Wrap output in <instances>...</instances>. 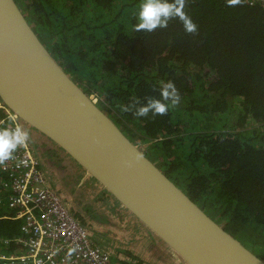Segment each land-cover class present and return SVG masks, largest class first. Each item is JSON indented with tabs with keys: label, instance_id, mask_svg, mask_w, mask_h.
<instances>
[{
	"label": "trees",
	"instance_id": "obj_1",
	"mask_svg": "<svg viewBox=\"0 0 264 264\" xmlns=\"http://www.w3.org/2000/svg\"><path fill=\"white\" fill-rule=\"evenodd\" d=\"M16 1L65 71L145 155L264 259V0H187L196 35L178 20L136 31L143 0ZM167 81L181 95L167 115L121 111L158 99ZM22 222L0 217V254L23 250L15 240ZM109 251L122 264H151L127 247L122 259Z\"/></svg>",
	"mask_w": 264,
	"mask_h": 264
},
{
	"label": "water",
	"instance_id": "obj_2",
	"mask_svg": "<svg viewBox=\"0 0 264 264\" xmlns=\"http://www.w3.org/2000/svg\"><path fill=\"white\" fill-rule=\"evenodd\" d=\"M0 100L81 165L184 263L264 264L65 71L16 0H0Z\"/></svg>",
	"mask_w": 264,
	"mask_h": 264
},
{
	"label": "built area",
	"instance_id": "obj_3",
	"mask_svg": "<svg viewBox=\"0 0 264 264\" xmlns=\"http://www.w3.org/2000/svg\"><path fill=\"white\" fill-rule=\"evenodd\" d=\"M1 108L6 115L0 119V128L19 126L16 114L0 101ZM0 171L4 173L0 178V209H8L0 217L23 220L22 235L15 239L23 250L0 254V264H122L92 240L58 194L47 186L29 143L0 166Z\"/></svg>",
	"mask_w": 264,
	"mask_h": 264
},
{
	"label": "rangeland",
	"instance_id": "obj_4",
	"mask_svg": "<svg viewBox=\"0 0 264 264\" xmlns=\"http://www.w3.org/2000/svg\"><path fill=\"white\" fill-rule=\"evenodd\" d=\"M17 122L29 134L28 143L39 159L47 186L58 194L92 240L116 252L121 259L126 256L120 249L127 247L151 264H184L169 248L163 246L161 240L157 239L158 242L152 238L144 225L67 153L39 131L26 126L21 118ZM39 137V142L45 140L54 150L47 152L42 144L36 149L33 142ZM104 217L106 221L103 222L101 219Z\"/></svg>",
	"mask_w": 264,
	"mask_h": 264
},
{
	"label": "clouds",
	"instance_id": "obj_5",
	"mask_svg": "<svg viewBox=\"0 0 264 264\" xmlns=\"http://www.w3.org/2000/svg\"><path fill=\"white\" fill-rule=\"evenodd\" d=\"M229 7L242 4L243 0H226ZM187 0H143L137 13L138 23L136 31L154 32L157 29L167 28L173 20H178L186 34L196 35L198 26L184 11ZM159 98H147L141 103L139 99L128 105H121V111L132 113L137 118L165 116L169 108L177 107L181 102V95L172 81L161 82L158 89ZM29 141L28 132L20 127L0 128V166L14 159V153ZM71 251H75L72 249Z\"/></svg>",
	"mask_w": 264,
	"mask_h": 264
},
{
	"label": "flooded vegetation",
	"instance_id": "obj_6",
	"mask_svg": "<svg viewBox=\"0 0 264 264\" xmlns=\"http://www.w3.org/2000/svg\"><path fill=\"white\" fill-rule=\"evenodd\" d=\"M39 139H41V137H39L38 139H36L35 140V147H36V149H37V147H38V145L40 144V146H41V144H42V147H44V145H48V142H46L45 140H43V142H39L38 140Z\"/></svg>",
	"mask_w": 264,
	"mask_h": 264
},
{
	"label": "crops",
	"instance_id": "obj_7",
	"mask_svg": "<svg viewBox=\"0 0 264 264\" xmlns=\"http://www.w3.org/2000/svg\"><path fill=\"white\" fill-rule=\"evenodd\" d=\"M2 210L6 212L8 209H7L6 207H5V208L2 207ZM109 237H110V235H109ZM113 239H114V238H113ZM117 242H118V241H117V238H116V244H117ZM114 247H119V246L114 245Z\"/></svg>",
	"mask_w": 264,
	"mask_h": 264
},
{
	"label": "bare ground",
	"instance_id": "obj_8",
	"mask_svg": "<svg viewBox=\"0 0 264 264\" xmlns=\"http://www.w3.org/2000/svg\"><path fill=\"white\" fill-rule=\"evenodd\" d=\"M1 101V100H0ZM2 102V101H1ZM3 103V102H2ZM4 104V103H3ZM5 105V104H4ZM7 109H9L8 107H7ZM10 110V109H9ZM11 111V110H10ZM38 158V157H37ZM145 227V226H144ZM146 228V227H145ZM146 229H148V228H146ZM149 230V229H148ZM150 231V230H149ZM151 232V231H150ZM152 233V232H151ZM152 235H154L153 233H152ZM155 236V235H154ZM156 238V237H155ZM169 247V246H168Z\"/></svg>",
	"mask_w": 264,
	"mask_h": 264
}]
</instances>
